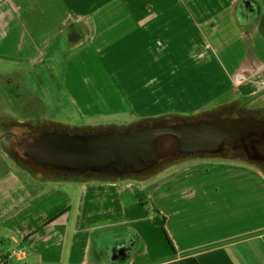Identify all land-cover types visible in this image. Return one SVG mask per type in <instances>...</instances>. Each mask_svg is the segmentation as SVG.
Returning <instances> with one entry per match:
<instances>
[{
	"label": "crops",
	"instance_id": "1",
	"mask_svg": "<svg viewBox=\"0 0 264 264\" xmlns=\"http://www.w3.org/2000/svg\"><path fill=\"white\" fill-rule=\"evenodd\" d=\"M244 2L257 10L246 24ZM71 24L91 37L67 53L58 81L51 60ZM17 73L70 111L52 109L70 124L225 113L264 121V0H0V76ZM7 156L0 137L2 264H264V164L219 156L160 189L153 207L152 187L110 175L29 178ZM127 236L136 244L118 259Z\"/></svg>",
	"mask_w": 264,
	"mask_h": 264
},
{
	"label": "water",
	"instance_id": "2",
	"mask_svg": "<svg viewBox=\"0 0 264 264\" xmlns=\"http://www.w3.org/2000/svg\"><path fill=\"white\" fill-rule=\"evenodd\" d=\"M252 7L250 4L249 19L242 18L239 10L238 19L242 23H249L256 17L257 10ZM167 135L178 139L181 151L193 155L215 154L233 138L250 160L264 164V121L246 116L180 125H143L134 130L78 133L63 138L49 136L28 144L24 158L42 167L64 169L71 174H142L158 164L156 143ZM127 242L129 250L136 244L130 236ZM122 257L123 253L117 258Z\"/></svg>",
	"mask_w": 264,
	"mask_h": 264
},
{
	"label": "rangeland",
	"instance_id": "3",
	"mask_svg": "<svg viewBox=\"0 0 264 264\" xmlns=\"http://www.w3.org/2000/svg\"><path fill=\"white\" fill-rule=\"evenodd\" d=\"M67 53L69 52H67V48L65 47L62 41L60 53L51 60L52 61L51 69L58 81H60L61 78L63 77L64 65H65ZM26 85H27V78L23 77L21 73H17L14 75L0 76V112L2 114V116H0V137L2 139V143L5 145L7 149L8 159L14 164L13 166H15V168L17 166L23 168L22 170L27 173L29 178L30 177L35 178L34 176H38L47 181L52 179H55L57 181L61 179L64 181L66 179L73 178L77 175H81V173L71 174V173H67L66 170L64 169L63 171L61 169L54 170L52 168H45L31 160L21 158L15 152V150H11L10 148V147H12V149L15 148V141H13V138L16 135L13 134L12 136L7 137L3 134L6 130L15 131V129L18 130V128L21 127L22 128V130H20V133H22L21 136L26 135L27 137H29V139L26 140L27 142H34V141L37 142L42 138L49 136H53V137L58 136V138H63L66 135H74L78 133L120 132L126 129L134 130L136 128L142 127L143 125H168V124L180 125L193 121L192 120L193 117H178V118L165 117L161 119L156 118L155 121L135 124L131 127H125L127 126L126 122L125 124L118 123L119 127L118 126L112 127V125H101L100 127H96L97 123L90 125L89 124L90 122L82 125L70 124L65 120H63L64 118H59L57 116H54L53 115L54 112L52 109H56L59 112V115L61 116L62 114H67L68 116H71L70 111L62 109L61 106H59L55 102L49 103V101L46 99L47 97H45L43 94L39 93L35 89H33V91L30 89H26L25 88ZM11 90H14V93L8 94L7 91L10 92ZM47 95L50 96L49 94ZM43 101H45L46 104L45 106L42 103ZM240 113L241 115L247 114L246 111H244V109H242ZM253 113L257 114V112H253ZM116 115L118 117L113 118L115 121L123 122L128 120L131 123V120L127 115H124L123 113H116ZM199 117L200 118L202 117L203 120H209L215 118L216 115L215 116L213 114L204 115V116L200 115L196 118ZM2 124H6L5 127L1 126ZM2 127L4 129V132L2 130ZM28 133H30L31 135L28 136ZM9 142L10 144H12L11 146ZM231 143L237 146V143L234 139L231 140ZM8 146L10 147L8 148ZM156 152L158 158L159 159L161 158V162L159 165L153 166L150 170L142 174L121 175L119 177V179L124 178L128 181L133 182L139 188L152 187L151 189L153 194L152 196H150L151 197L150 206L152 205L153 207L155 206L156 203L161 202V197L163 193L160 192V189L167 186L172 180L181 176L185 171L191 168H195L199 165H209L212 161H217L218 159H220L218 158L219 156H216L217 153H215L214 154L215 156L213 157H204L208 154L206 155L183 154V152L185 151H181L179 141L172 135L163 136L157 140ZM223 159L233 160L240 163L250 162L255 165H259V163L250 160L246 155L245 151L240 148H238L237 152L235 153H229L226 156V158ZM91 175H94L95 177L103 176L102 174H91ZM24 176L26 175L24 174ZM155 189H159V190H155ZM158 209L159 211H161L159 207ZM143 211L144 213H146V209L143 208ZM147 212L152 213L153 211L151 210L150 207H147ZM2 241L3 240L0 237V245L4 246L5 243H2Z\"/></svg>",
	"mask_w": 264,
	"mask_h": 264
},
{
	"label": "flooded vegetation",
	"instance_id": "4",
	"mask_svg": "<svg viewBox=\"0 0 264 264\" xmlns=\"http://www.w3.org/2000/svg\"><path fill=\"white\" fill-rule=\"evenodd\" d=\"M241 11L240 13L242 14L243 17L245 18H248L249 15V11L251 9H249V6L248 4L247 5H243L241 6ZM229 117V115L227 113H225V115H220V114H217L215 118L213 119H209V120H203V118H196V119H192L193 121H190L188 123H199V122H202V121H206V122H209V121H214V120H217V119H223V120H226L227 118ZM20 130H22L21 127L18 128V132L17 133H13L14 135H16L14 138H13V141H15V148L13 150H15V152L21 157V158H24V153L25 151L27 150V145L28 144H31L33 142H27L26 140L29 139V137H27L26 135H22V133H20ZM43 132V131H41ZM31 135L30 133H28V136ZM65 136V135H64ZM173 136V135H172ZM175 137V136H174ZM176 138V137H175ZM177 139V138H176ZM178 140V139H177ZM35 142V141H34ZM237 143V146L238 148H240L238 142L236 141ZM180 144V143H179ZM237 146L234 144L231 143V141H226L222 146L221 148L218 150L217 152V155L216 156H221V157H225L227 156L229 153H235L237 152L238 148ZM181 149V148H180ZM241 149V148H240ZM182 150V149H181ZM243 150V149H242ZM183 154H190V153H186V152H183ZM204 153H197L195 155H202ZM190 155H193V154H190ZM206 155V154H205ZM161 162V158L159 159V162L158 164L156 165H159ZM126 242V241H125ZM124 244H121L119 246H117V248H115V250L113 251V253L115 254V252L117 254H121V253H124L126 254L130 248V244L127 242Z\"/></svg>",
	"mask_w": 264,
	"mask_h": 264
},
{
	"label": "trees",
	"instance_id": "5",
	"mask_svg": "<svg viewBox=\"0 0 264 264\" xmlns=\"http://www.w3.org/2000/svg\"><path fill=\"white\" fill-rule=\"evenodd\" d=\"M90 37L91 36L89 34L88 28L85 29L81 25L71 24L64 30L63 35H62V40H63V44L67 48V52H70L72 50H75V49L83 46L85 43L89 42ZM215 115H217V114H215ZM115 177L119 178L120 176L116 175ZM154 212L156 214L155 215V222L163 228V230L165 231V233L169 239L170 244L173 246V242L170 239V237L168 236V232H167L166 227H165L166 216L161 215L160 211L157 209H155ZM0 264H2V261L0 262Z\"/></svg>",
	"mask_w": 264,
	"mask_h": 264
},
{
	"label": "built area",
	"instance_id": "6",
	"mask_svg": "<svg viewBox=\"0 0 264 264\" xmlns=\"http://www.w3.org/2000/svg\"><path fill=\"white\" fill-rule=\"evenodd\" d=\"M15 256L18 260H23L26 257V252L23 249L12 250V257Z\"/></svg>",
	"mask_w": 264,
	"mask_h": 264
}]
</instances>
